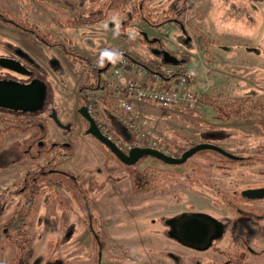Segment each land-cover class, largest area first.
<instances>
[{"label":"rangeland","instance_id":"obj_1","mask_svg":"<svg viewBox=\"0 0 264 264\" xmlns=\"http://www.w3.org/2000/svg\"><path fill=\"white\" fill-rule=\"evenodd\" d=\"M68 1L73 8L59 0H45L46 4L34 0H0V10L29 21L65 48L76 50L96 65L104 50L126 49L157 72L178 71L180 66L165 65L152 53L151 47H160L147 42L144 35L149 40H161L162 49L185 61L183 69L192 76L191 86L198 101L169 109L152 103L136 104L140 130L148 138L162 143L176 157H180V149L196 142L220 146L242 159H230L218 152L204 150L180 166H170L151 157L142 159L135 166L120 163L85 132L86 121L78 113L85 103L79 95V88L87 76L85 68L73 63L62 48H49L27 33L0 24V39L15 42L30 51L46 71L43 79L50 85L47 109L43 112L36 116L6 114L7 117L46 127L43 138L46 148L52 143L71 145L70 156L66 159L53 161L54 154H48L33 161L23 155L29 144L26 143L28 135L6 138V146L17 148L21 160L11 168L0 170V197H8L7 207L0 217V264H11L17 255L16 248L5 239L3 226L24 200L25 196H20L18 191L26 175L41 171L43 166L79 176L82 187L88 192L89 207H84V200L75 194L67 178L58 176L72 191H62L59 202H47L45 196L38 200V214L30 228L35 237L31 264H96L97 250L88 226L89 215L96 231H106L102 264H172L161 251L176 252L173 242L163 236L153 237L165 230L161 221L184 211H201L218 219L220 216L238 220L228 209L224 195L230 197L236 191L264 185V157L260 154H264V115L253 113L248 120L228 122L215 119L219 107L246 98L264 102V0H201L191 8L187 6L188 0L148 2V9L157 18L186 6L184 25L189 38L175 23L162 30L150 31L137 12L133 19L129 11L104 23L72 26L68 24L69 19L86 16L91 8L106 0ZM117 20L119 35L114 34ZM123 34L129 38L122 37ZM198 37L206 39L205 49L199 47ZM107 93L91 95L99 122L106 123L113 141L123 148L136 145L138 136L130 131L133 139L123 143L120 132L125 126L118 118L121 112L119 99L111 91ZM51 108L63 124L75 126L71 133L52 121ZM60 152L66 153L64 149ZM147 168L159 170L157 176L162 182L168 180L167 172H186L196 181L171 182L145 193H136L134 172ZM242 205L264 212V201L242 202ZM238 224L237 232L241 235L245 230L254 232L257 225L253 221L242 223L240 220ZM70 232L71 236L67 237ZM244 239L252 243V238ZM220 245L215 244L213 251H219ZM238 248L239 245L232 246L230 261L235 264L247 257V251ZM200 256L216 259L218 264L225 262L223 257L213 253ZM202 261L205 264V260ZM257 262L264 264V256Z\"/></svg>","mask_w":264,"mask_h":264},{"label":"trees","instance_id":"obj_2","mask_svg":"<svg viewBox=\"0 0 264 264\" xmlns=\"http://www.w3.org/2000/svg\"><path fill=\"white\" fill-rule=\"evenodd\" d=\"M39 3H45V0H34ZM63 5L73 8L68 0H59ZM150 0H106L103 3L96 4L91 8L86 16L79 15L77 17L71 18L68 21L69 25L72 26H92L100 23H104L107 19L116 17L120 14L129 11L131 18L134 19V14L136 12L139 14V19L146 22L150 27L156 30H162L170 23H175L180 27V29L187 34V29L184 25V20L188 9L186 6L172 12L171 15H165L162 18H157L149 9L148 2ZM201 0H188L187 6L189 8L196 7ZM0 23L17 29L18 31L25 32L28 35L36 38L43 45L49 48H62L65 50L69 59L73 63L79 64L84 67L87 71V76L83 80L80 88L79 95L87 100L86 94L92 91H98L102 89V70L106 68L108 62H105V67L98 70V66L93 63L87 57L82 56L79 52L71 48H65L61 43L54 40L49 35L45 34L40 28L31 24L29 21L22 20L20 18L10 16L0 10ZM189 38V36H188ZM161 40L157 43H153L155 46L162 45ZM197 43L201 49L207 47V41L203 37H198ZM123 55L129 56L136 63L146 67L150 72L158 73L161 78L166 81H172L181 76H187V71L183 69L184 65H180L179 70L175 74L165 75L164 73L157 72L153 66L146 64L141 61L138 57L134 56L126 49L119 51ZM257 52V50L255 51ZM253 113H259L264 115V102L253 100L251 98L243 99L239 102L231 104L226 107H219L216 110L215 119L220 122H228L232 120H248L252 117ZM6 123V122H5ZM19 129L15 130L16 135H26L35 130L41 132L40 128L29 121H22L20 123ZM7 131V130H6ZM42 134V133H41ZM198 143L192 142L188 147L179 150L180 157L188 149L196 146ZM2 142H0V146ZM66 153L58 152L54 156L53 161L58 159H66L70 156L69 148H64ZM36 157H32L33 161H38L44 157L47 152L43 151L41 154H37L36 151H32ZM264 157V154L261 152ZM242 159V158H240ZM238 159V160H240ZM19 158L4 168H11L16 165ZM142 161V160H141ZM140 161V162H141ZM159 161V160H158ZM140 162L137 164L139 165ZM162 162V161H159ZM163 163V162H162ZM180 166V165H178ZM51 169L48 166H43L41 171H31L26 175L23 187L18 191L20 196H25L24 200L19 202L18 209L14 216L8 220L3 226V233L6 241L17 250V255L15 256L11 264H31L34 256V235L31 233L30 228L33 225V220L38 214V200L45 196L46 201L52 200L53 202L61 201V192L67 191L70 193L72 190L66 188V182L61 181V179L53 173H49ZM160 173L157 169L147 168L145 171L135 170L134 189L136 193H145L152 189L164 187L171 182H191L196 181L195 178L186 172H167L169 175L166 182L161 181V177L157 176ZM164 174V173H163ZM165 175V176H168ZM67 183L72 186L76 195H79L86 202L89 201L88 192L81 185V179L79 176H71L67 179ZM8 197L3 195L0 197V217L3 215L4 208L7 207ZM103 236L101 233L94 234L95 246L97 250V257L103 253L105 247L103 243Z\"/></svg>","mask_w":264,"mask_h":264},{"label":"flooded vegetation","instance_id":"obj_3","mask_svg":"<svg viewBox=\"0 0 264 264\" xmlns=\"http://www.w3.org/2000/svg\"><path fill=\"white\" fill-rule=\"evenodd\" d=\"M0 24H2V23H0ZM23 33H25V32H23ZM29 43L33 44L30 41H29ZM156 47H158V46H156ZM159 47L162 49L161 45H159ZM153 48L154 47H151V49H153ZM38 51H39V49H38ZM0 58L6 59L7 61H9V63L12 66L17 68L15 70H13L10 68H5L3 66H0V81H15V82L23 83V84H29L34 80H40V81L45 82L48 85V90H49L50 85H49L48 81L43 79V75L46 74V71L43 69V67L36 60L34 55L30 51H28L27 49L16 44L15 42L7 41L5 39H0ZM55 66H57V65H55ZM111 66H112V64H111ZM111 66L106 71H104L103 73L107 72L111 68ZM101 69H103V68L98 67V70H101ZM84 101H85V103H83L82 106L78 110V113L80 114V116L82 118H83V116L81 115L80 110L85 106L88 107L87 100H84ZM46 104H47V101H46ZM46 106H45V109H47ZM43 111H40V112H43ZM54 111L55 110L51 108L50 116H51L52 121L54 123H56L58 125V127L61 128L63 131L71 133L75 129V126H72L71 123L63 124L60 119L59 120L63 125L58 124L52 118ZM40 112L24 113V112H20V111H14V110H10V109L0 108V142H2V145L0 146V170H2L4 168V166L13 162L15 160V158H19V161L21 160V155L19 154L20 152L18 151L17 148H15L13 146L8 147V145L6 146V138L7 137L20 136V135H16L15 130L19 129V127L21 125L20 124L21 121H18V120L13 119V118H8L6 114H16V115L23 114V115L36 116ZM85 121H86V119H85ZM96 122L98 123V121H96ZM37 126L40 128L41 132L35 130L31 133L26 134L29 136V138L26 140V143H29V144L27 146V149L24 150V154H23L24 156L30 157V159H32V157H36L34 154H32L33 153L32 151H34V152L36 151L37 154H41V152L45 151V152H47L46 155L54 154L53 155V158H54V156H56V154L58 152H60L61 149L63 150L64 148H69V149L71 148V145L69 143H65V142L60 143V144L59 143H55V144L52 143L49 148L44 147L43 138H45V135H46L45 134L46 127H44L42 124L37 125ZM88 129H89V123L86 121L85 132H86L87 136L94 137L93 135L88 134ZM120 134L123 138L124 144L129 142V140L133 139V135L130 132H128V134H124L123 129H121ZM128 138H129V140H128ZM95 139L102 146H104L107 149L108 154L112 158H115L118 161H120L103 143H101L97 138H95ZM111 140L113 141V139H111ZM113 142H115V141H113ZM116 144L119 147L121 146L118 143H116ZM124 152L128 153L126 151H124ZM44 157H42V158H44ZM53 158H52V160H53ZM41 159H39V160H41ZM120 163H122V162L120 161ZM122 164H124V163H122ZM6 169H8V168H6ZM50 169L51 170L49 171V173H53L56 176H65L67 179L71 176L70 173H68L64 170L56 169V168L55 169L50 168ZM23 185H24V183H23ZM254 187L255 188H252V187L246 188L245 190H242L241 192L236 191V192L232 193L230 197H228L227 194L224 195L225 199L227 200L228 209L236 215L238 220H240L242 223H246V221H253L255 224H257L256 227L253 229L254 232L249 231V233H248V231L245 230L244 231L245 234L241 235L237 232L238 227H239L238 220H236L234 218H230V217L224 218V217L219 216V219L217 218L218 220H225L230 224L229 228L224 233L223 238L219 242L216 243V244H218V243L221 244L219 246V251H217V250L213 251V247L215 245L212 246L208 250L198 251L196 249L186 247V246L180 244L179 242L170 239L167 236V232L169 230V227L166 226L165 222L167 219L174 217V216H171V217H168L167 219L161 221V224L165 228V230L161 231V233L154 234L157 237L163 236L164 238L173 242L171 244L174 245L176 252H174V251L165 252V250H162L161 254L163 255V257H164V253H166V256L172 261V264H203V261H202L203 259L205 260V264H218L217 263L218 261H216V259H211V258L208 259L206 257L202 258L200 256V255L207 254V253H213V254H216L219 258L220 257L224 258L225 262L223 264H235V263L230 261V257L233 255L232 246L239 245L238 250H240L241 247L244 248L247 251V257H246V259H244L240 263H236V264H260V262H257V259L264 256V212L256 211L257 209H255V208H248L246 205H242V202L260 203L261 201H264V199H249V198L243 196V192L246 190L264 189V185L254 186ZM88 205H89V201L86 202L84 200V207L86 209H88V207H89ZM198 212H201V211H184V212H181L178 214L198 213ZM201 213H206V212H201ZM178 214H176V215H178ZM206 214H209V213H206ZM87 217L89 219L88 220V226H89V229H90L93 237H94L95 232L101 233L103 236H105L106 231H104L102 229H100V231H96V229L94 228V225H93V219L91 220L90 215ZM226 236H227V238H226ZM246 237L252 238V243H250L246 239H244ZM232 238L235 241H233ZM222 244H225V245L222 247ZM226 244L229 246H226ZM255 248H257V249H255ZM152 249H155V248H152ZM156 250L157 249H155V251ZM201 258H202V260H200ZM252 259H253V261L254 260H256V261L253 262ZM96 264H102V254L97 257ZM141 264H147V263H141ZM157 264H159V263H157Z\"/></svg>","mask_w":264,"mask_h":264},{"label":"water","instance_id":"obj_4","mask_svg":"<svg viewBox=\"0 0 264 264\" xmlns=\"http://www.w3.org/2000/svg\"><path fill=\"white\" fill-rule=\"evenodd\" d=\"M144 36L147 42L152 44L160 41L159 39L149 40L146 34ZM152 53L155 56L160 57L165 65L178 67L185 63L184 60L161 48H153ZM0 66L13 70L17 69L12 66L9 61L1 58ZM110 66L111 64L108 63L102 72L106 71ZM47 97L48 85L43 81L34 80L29 84H23L15 81H0V108L24 113H37L45 109ZM80 113L89 123L88 134L97 138L122 163L128 166H135L146 157L162 161L170 166L183 165L191 157L204 150L218 152L230 159H240L237 156L228 153L220 146L211 143H199L184 152L181 157H171L160 151L147 147H135L128 153H125L115 142H113L100 130L98 123L88 112L87 106L83 107L80 110ZM52 118L58 124L63 125L60 122L56 111L53 112ZM123 131L124 134H128L129 132L125 127L123 128ZM243 196L249 199H264V189L246 190L243 192ZM165 224L169 227L167 236L170 239L198 251L208 250L219 242L230 225L225 220H218L209 214L201 212L178 214L170 219H167ZM70 236L71 232L67 234V237Z\"/></svg>","mask_w":264,"mask_h":264},{"label":"built area","instance_id":"obj_5","mask_svg":"<svg viewBox=\"0 0 264 264\" xmlns=\"http://www.w3.org/2000/svg\"><path fill=\"white\" fill-rule=\"evenodd\" d=\"M168 67V66H167ZM132 73V74H130ZM173 70H168L165 75L175 74ZM128 74V77H127ZM135 76V77H134ZM151 78V79H150ZM153 78V80H152ZM151 80L148 82L147 80ZM102 89L87 93L88 112L98 121L100 130L108 136L111 135L107 131L106 123L99 122L96 113L97 107L91 95L97 93L108 94L111 91L113 96L119 99L120 114L119 120L131 133H136L138 143L136 145H128L120 148L129 152L135 147H147L160 151L168 156L176 157L169 149L159 141L150 139L139 128V118L136 113V104L152 103L164 109L173 108L182 103L197 102L198 98L192 90V76H181L172 81H164L158 73L150 72L146 67L136 63L129 56L123 55V61L115 65L103 73ZM110 97L112 95H109ZM112 96V97H113Z\"/></svg>","mask_w":264,"mask_h":264},{"label":"clouds","instance_id":"obj_6","mask_svg":"<svg viewBox=\"0 0 264 264\" xmlns=\"http://www.w3.org/2000/svg\"><path fill=\"white\" fill-rule=\"evenodd\" d=\"M114 19H115V17H114ZM134 32H135V30H133V33ZM114 34L119 35V21L118 20L116 22V31ZM105 61H107L108 63H110L112 65H115L119 62H122L123 61V53H121L119 51L104 50L101 53V56H100V59L98 61L97 66L100 68L105 67Z\"/></svg>","mask_w":264,"mask_h":264},{"label":"crops","instance_id":"obj_7","mask_svg":"<svg viewBox=\"0 0 264 264\" xmlns=\"http://www.w3.org/2000/svg\"><path fill=\"white\" fill-rule=\"evenodd\" d=\"M111 19V18H110ZM146 25V27H147V29H149L150 31H153V32H155L156 30L155 29H153L152 27H150L148 24H145ZM171 24H169V25H167V26H170ZM167 28V27H166ZM122 37H124V38H129V36L127 35V34H123V35H121ZM164 43V42H163ZM172 53V52H171ZM151 79V78H150ZM147 80V79H146ZM152 80H153V78H152ZM148 82H151V80H147ZM153 237H157V236H153ZM153 239V238H152ZM154 240V239H153Z\"/></svg>","mask_w":264,"mask_h":264}]
</instances>
